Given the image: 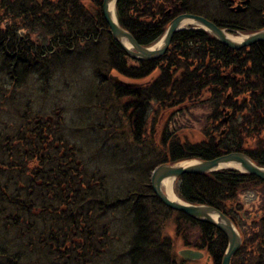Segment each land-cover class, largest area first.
Segmentation results:
<instances>
[{
	"label": "trees",
	"instance_id": "obj_1",
	"mask_svg": "<svg viewBox=\"0 0 264 264\" xmlns=\"http://www.w3.org/2000/svg\"><path fill=\"white\" fill-rule=\"evenodd\" d=\"M242 1L244 9L235 11L236 2ZM102 4L0 0V70L19 82L46 63L67 57L70 63L79 59L76 53L85 57L96 51L88 59L93 63L91 79L101 91L107 86V96L131 111L125 117L134 143L152 117L164 155L160 164L243 152L264 166V41L234 49L202 28H190L175 34L161 58L133 60L108 32ZM263 6L264 0H118L116 5L121 26L143 46L156 43L184 13L204 16L230 31L255 32L264 27ZM112 70L137 83L113 81ZM188 114L199 126L176 124L177 115ZM4 126L0 122V264H90V252L99 255L106 246L94 245V215L107 216L102 237L115 238L118 231L112 221L106 222L110 214L133 217L136 232L123 254L125 262L178 263L173 239L159 223L176 214L175 233L184 247L205 249L211 264H222L228 247L223 232L166 207L154 195L150 175L147 183L126 188L125 194L110 192L107 173L87 170L78 158L58 112L30 115L18 133L6 132ZM116 140L108 130L105 141ZM142 152L129 157L139 176ZM105 153L109 157L108 149ZM177 190L183 200L214 206L233 221L242 246L232 264H264L262 179L232 168L185 173ZM95 206L99 212H90ZM193 228L198 229L196 237H191ZM106 248L111 255L118 252L117 247Z\"/></svg>",
	"mask_w": 264,
	"mask_h": 264
},
{
	"label": "rangeland",
	"instance_id": "obj_2",
	"mask_svg": "<svg viewBox=\"0 0 264 264\" xmlns=\"http://www.w3.org/2000/svg\"><path fill=\"white\" fill-rule=\"evenodd\" d=\"M241 32L235 33L240 35L243 33ZM95 53L96 51L90 52L85 57L83 53H76L79 59L70 63L69 57L56 60L54 64L53 62L49 65L46 63L35 73L21 77L19 82L7 75L5 71L0 70V122L5 123L6 132L10 130L18 133L30 115L48 116L58 112L65 122L69 141L79 150L78 158L83 161L85 168L89 171L103 170L108 175L109 184L105 183V185L109 186V191L116 190L117 194H125L126 188L134 185L138 188L140 184L147 183L148 175L160 165L164 155L161 152L160 136L158 137L160 135L159 126L157 125V139H155L156 131L153 130L155 122L152 117H149L146 122V133L140 141L133 142L131 124L125 117L131 111H124L122 104L118 105L107 96V86L105 91L103 87L101 91L100 84L91 79L93 75L91 64L93 63L88 59L92 55L95 56ZM131 62L129 64H132ZM111 75H117L123 79L116 70H112ZM127 82L130 81L127 80ZM125 101L126 99L122 100V102ZM176 124L199 126L190 114L177 115ZM172 127L173 125L170 126ZM108 130L117 135L116 142L107 143L105 141ZM107 149L111 159L105 153ZM136 151L145 153L144 155L142 152L138 161L143 162L140 176L135 174L133 167L129 165L131 163L129 157ZM174 183L178 193L176 180ZM96 200L93 202L96 203ZM89 211L99 212V208L95 206ZM94 216L93 230L96 232L94 245L106 244V246L105 251L99 255H95L94 251L90 252V264H130L122 257L136 232L133 217L130 214H117V217L110 214L106 222L112 221L111 224L114 225L115 231H118L114 238L112 235L102 237L100 228L106 226L103 220L107 216L105 215L104 218L99 215ZM177 217L173 214L166 221L160 218L159 223H163L160 229L173 239L174 254L177 255L176 260L178 261L176 264H181L179 262L182 258L179 251L185 247L175 233ZM191 233V237H196L198 229L193 228ZM106 247L113 250L117 247L118 252L114 250L116 253L111 255V250L109 249L107 253ZM202 250L205 252V249ZM204 260L207 264H211V258L209 261L206 258Z\"/></svg>",
	"mask_w": 264,
	"mask_h": 264
},
{
	"label": "water",
	"instance_id": "obj_3",
	"mask_svg": "<svg viewBox=\"0 0 264 264\" xmlns=\"http://www.w3.org/2000/svg\"><path fill=\"white\" fill-rule=\"evenodd\" d=\"M117 1L118 0H103V15L109 26V33H111L113 39L123 47L130 57L135 59L154 60L161 58L169 49L175 34L193 25L202 27L222 44L234 49H240L264 41V29L254 32L238 41L230 36L232 34L206 17L192 13H184L170 22L161 44L158 47L143 46L137 42L131 32L120 25L118 17L115 18L113 16L111 4H114L116 11ZM125 42H128L130 46L128 47ZM111 78L119 82L116 77L111 76ZM190 161L191 163L188 165H182L180 163H163L155 167L151 173L152 190L168 208L182 212L197 221L210 223L222 231L228 239V247L223 257L222 264H232L233 256L242 246V237L233 221L214 206L192 204L184 200L177 201L171 199L163 190V181L166 179L176 180L185 173L207 174L224 168H232L245 173H251L264 181V166L258 165L247 154L242 152L222 154L213 159ZM233 164L240 165V168L234 167ZM179 255L186 261H192L204 258L205 252L193 248H184L179 251Z\"/></svg>",
	"mask_w": 264,
	"mask_h": 264
},
{
	"label": "bare ground",
	"instance_id": "obj_4",
	"mask_svg": "<svg viewBox=\"0 0 264 264\" xmlns=\"http://www.w3.org/2000/svg\"><path fill=\"white\" fill-rule=\"evenodd\" d=\"M114 4H111V10L113 12V16L116 18V11H115V8H114ZM231 37H233L235 40H238L240 41L242 39L241 36H236V35H230ZM161 41L162 40H159L158 43H156V45H154V47H158L160 44H161ZM125 44L129 47L130 44L128 42H125ZM113 77H116L118 80H120L121 82L125 83V84H128L127 80L125 78L121 79L119 76L117 75H112ZM129 83H137V82H133V81H130ZM191 161H185V162H182L180 164L182 165H188L190 164ZM234 167H237V168H240V165L238 164H233ZM163 190L165 191V193L173 200H177V201H182V199L179 197V195L177 194L176 190H175V183H174V180L173 179H166L163 181ZM216 219V217H215ZM182 250V249H181ZM207 259L208 256L205 255L204 258L200 259V261L202 263H206V261L204 259Z\"/></svg>",
	"mask_w": 264,
	"mask_h": 264
},
{
	"label": "flooded vegetation",
	"instance_id": "obj_5",
	"mask_svg": "<svg viewBox=\"0 0 264 264\" xmlns=\"http://www.w3.org/2000/svg\"><path fill=\"white\" fill-rule=\"evenodd\" d=\"M237 3V5H236V7H233V9L235 10V11H237V10H241V9H244L243 7H241L242 5H239V4H244V3H246V2H236ZM235 3V4H236ZM246 8V7H245ZM263 12V13H262ZM261 20H262V23L264 24V6H263V9L261 10Z\"/></svg>",
	"mask_w": 264,
	"mask_h": 264
}]
</instances>
